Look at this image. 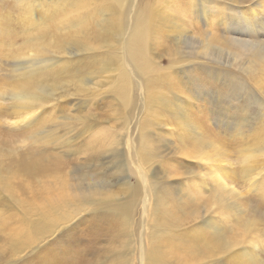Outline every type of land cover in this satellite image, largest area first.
Instances as JSON below:
<instances>
[{"label":"rangeland","instance_id":"rangeland-1","mask_svg":"<svg viewBox=\"0 0 264 264\" xmlns=\"http://www.w3.org/2000/svg\"><path fill=\"white\" fill-rule=\"evenodd\" d=\"M0 223V264H264V0H0Z\"/></svg>","mask_w":264,"mask_h":264},{"label":"bare ground","instance_id":"bare-ground-1","mask_svg":"<svg viewBox=\"0 0 264 264\" xmlns=\"http://www.w3.org/2000/svg\"><path fill=\"white\" fill-rule=\"evenodd\" d=\"M50 62V61H49ZM46 63H48V62H46ZM40 88H41V86H39ZM38 89V88H37ZM39 90V89H38ZM18 94V93H17ZM30 94V93H29ZM28 94V92L27 93H25V95L26 96H28L29 95ZM24 95V94H23ZM25 97V96H24ZM29 97H31V96H29ZM17 98V97H16ZM20 98V100H22L21 99V97H19ZM23 98V97H22ZM27 98V97H26ZM25 98V99H26ZM25 99H23V100H25ZM31 99V98H30ZM29 100V99H28ZM26 101V100H25ZM27 104V103H26ZM22 105V104H21ZM26 106V105H25ZM24 107V106H23ZM71 190V189H70ZM74 191V190H73ZM96 193V192H95ZM67 193H65V194H60L61 195V201H62V203L60 204L61 206H63V203H66V200H67V195H66ZM72 194H74V192L72 193ZM75 195V194H74ZM83 197H88L89 198V193L88 194H84L83 195ZM42 198V197H41ZM159 200V199H158ZM31 201H33L34 202V200H31ZM41 201V200H40ZM39 201V202H40ZM37 202V201H36ZM149 203V202H148ZM33 204V203H32ZM151 203H149V205H150ZM160 204H161V202H160ZM31 205V204H30ZM33 206V205H32ZM31 206V207H32ZM152 207V206H151ZM155 207H158V205H156ZM29 209H31V211H32V209L33 208H29ZM34 210V209H33ZM36 210V209H35ZM34 210V211H35ZM156 210V209H155ZM149 211H152V210H149ZM44 212H42L41 214H43ZM160 214H161V212H158L157 210H156V212H155V215H154V218H157L158 216H160ZM144 215V214H143ZM41 217L42 216H45V214H43V215H40ZM46 217V216H45ZM128 218V217H127ZM148 218V217H147ZM152 218V217H151ZM129 219V218H128ZM211 221V220H210ZM214 221V220H213ZM2 222H3V220H2ZM5 223V222H4ZM46 222H44L43 221V224H45ZM1 224V223H0ZM2 225V224H1ZM4 225V224H3ZM127 225V224H126ZM44 226V225H43ZM20 227H22V226H20ZM45 228H47V226L45 227ZM198 229V228H197ZM16 230V229H15ZM26 231V230H25ZM30 233V232H29ZM198 233V232H197ZM31 234H33V233H31ZM25 235H26V233H25ZM30 235V234H29ZM150 236H152V235H150ZM16 237V236H15ZM18 237H20V236H18ZM147 237V236H146ZM147 239H149L148 237H147ZM9 240H12V238L11 239H9ZM143 240H145V239H143ZM151 241V240H150ZM146 243V242H145ZM207 244V243H206ZM210 245V244H209ZM196 247H197V245H196ZM211 247V246H210ZM129 250H131V249H129ZM196 251V250H195ZM126 252V251H125ZM130 252V251H129ZM59 253V252H58ZM190 253V252H189ZM122 254V253H121ZM125 254H127V253H125ZM124 254V255H125ZM128 255V254H127ZM144 255V254H143ZM191 255V254H190ZM174 256V255H173ZM124 257H126V256H124ZM124 257H122V258H124ZM144 257H145V255H144ZM119 258V257H118ZM118 258L117 259H115V260H118ZM147 258H149V257H147ZM130 259V258H129ZM153 259H154V263L153 264H164V263H162V261H164V260H161V258L158 256V255H155V256H153ZM164 259H167V258H164ZM114 260V261H115ZM124 260V259H123ZM151 261H153V260H151ZM124 262V261H123ZM168 263V262H167ZM111 264V263H110ZM123 264V263H122ZM125 264H131V263H129V262H126ZM142 264H146L145 263V260L143 261V263ZM169 264V263H168Z\"/></svg>","mask_w":264,"mask_h":264}]
</instances>
